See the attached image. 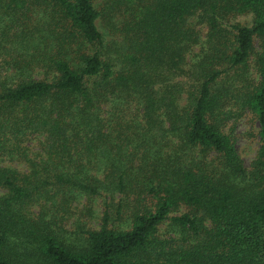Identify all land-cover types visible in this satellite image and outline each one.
Masks as SVG:
<instances>
[{
  "label": "trees",
  "instance_id": "trees-1",
  "mask_svg": "<svg viewBox=\"0 0 264 264\" xmlns=\"http://www.w3.org/2000/svg\"><path fill=\"white\" fill-rule=\"evenodd\" d=\"M0 264H264V0H0Z\"/></svg>",
  "mask_w": 264,
  "mask_h": 264
},
{
  "label": "rangeland",
  "instance_id": "rangeland-1",
  "mask_svg": "<svg viewBox=\"0 0 264 264\" xmlns=\"http://www.w3.org/2000/svg\"><path fill=\"white\" fill-rule=\"evenodd\" d=\"M240 21L246 23L248 20L247 18H242ZM255 46L257 47V42H255ZM234 118L230 120L225 130L234 140V146L238 156L243 161L244 165L249 167L251 162L255 159L260 145L258 136L259 126L254 116L248 112L244 114H236ZM28 151L29 150H27V152ZM36 151V148H32L28 157L31 159L35 158L34 153ZM2 164L3 166H11L20 173H25L28 166L26 160H23L20 156H17L16 160L13 162L6 160V162ZM81 203L85 202L83 201ZM89 207L93 208L92 206H88L84 209L82 206H78L74 209L70 208L68 214H63L65 220H62L61 222L64 235L67 234L71 237H79L82 229L84 230L89 227L97 229L99 227V211H101V208L97 206L94 207L95 212L92 214L89 213Z\"/></svg>",
  "mask_w": 264,
  "mask_h": 264
}]
</instances>
